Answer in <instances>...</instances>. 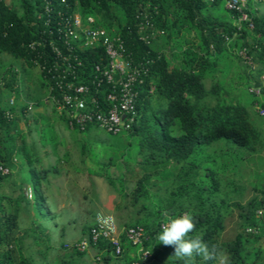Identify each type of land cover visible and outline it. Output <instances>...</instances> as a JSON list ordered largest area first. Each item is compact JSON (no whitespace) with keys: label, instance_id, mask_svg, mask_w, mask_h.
<instances>
[{"label":"trees","instance_id":"obj_1","mask_svg":"<svg viewBox=\"0 0 264 264\" xmlns=\"http://www.w3.org/2000/svg\"><path fill=\"white\" fill-rule=\"evenodd\" d=\"M48 1V12L44 10L45 0L0 4V52L21 62L20 67L13 63L1 67L4 87L0 93L5 88L19 94L20 72L30 66L38 67L41 86L46 89L40 100L16 104L11 97L0 103V190L5 183L13 185L10 193L0 191V264H40L25 252L22 233H31L39 247L49 243L50 238L40 220L46 214L40 205L27 228H21L20 215L29 214L31 202L36 201L47 206L53 218L43 186L50 172L58 171L57 165H38L26 134L18 126L19 115L27 109L51 102L48 95L52 82L47 68L54 56L48 40L55 37L47 32L50 26L45 20L64 4L62 0ZM65 1L69 3V8H63L67 12L78 9L83 16H94L96 25L118 33L124 51L134 63L147 69L138 85L134 122L129 129L111 133L115 137L107 146L114 154L108 153L107 161H101L104 170L101 166L94 172L111 184L115 179L119 181L124 198L118 206L126 204L124 183L134 177L130 202L139 205L136 211L141 215L120 224L145 227L147 237L142 244L150 256L143 260L138 254L141 244H132L122 235L120 255H114L111 247L99 240L102 261L114 255L123 264L137 258L141 264H183L173 256L172 247L159 243L157 235L165 213L190 212L196 225L190 235L202 232L209 246L216 245L220 252L227 253L230 264H264V245H260L264 198L257 195L264 189L254 185L255 192L246 202L230 200L226 194L240 192L236 180L241 169L239 165L237 173V163L243 158L247 162H254L258 156L264 158V131L260 130L263 120L257 111L264 107V14L256 10L255 0H244L240 9L228 8L226 0ZM142 9L153 21L154 33L147 40L141 39L138 32L141 18L137 14ZM243 12L247 17L241 19ZM31 41L34 47L29 46ZM81 55L85 73L94 63L105 61L100 46L88 48ZM206 80L211 82L209 86ZM26 92L20 89L27 99ZM51 106L63 118V113ZM33 116L35 122L48 117L42 112ZM91 127L97 126L90 124L82 130ZM89 149L84 144L80 147L81 153ZM17 157L29 165L31 184L26 188L12 175ZM112 164L120 168L117 176L110 174ZM232 210H237L236 233L229 240H219L224 219ZM90 227L91 222L83 225L85 235L89 236ZM60 245L63 249L73 247L75 253L83 252L64 241ZM194 264L216 262L195 257Z\"/></svg>","mask_w":264,"mask_h":264},{"label":"rangeland","instance_id":"obj_2","mask_svg":"<svg viewBox=\"0 0 264 264\" xmlns=\"http://www.w3.org/2000/svg\"><path fill=\"white\" fill-rule=\"evenodd\" d=\"M254 6L257 11L264 14V0H255ZM9 63H13L18 67L21 66L19 60L13 59L6 52H0V88L4 87L3 79H1V67ZM6 76L8 77V75ZM19 78V94L15 92L11 94L7 89H2L0 93L1 104H4L11 97L15 99L16 104L22 101H36L45 97L46 89L41 86L42 77L37 66H30L26 70L22 69ZM206 81V86H209L211 82ZM20 89L21 91L26 89L27 99L22 96ZM36 112L47 114L48 117L43 118V121L37 119L35 122L33 115ZM18 118V126L26 134V140L31 151L35 154L38 165L56 164L58 170L55 173L50 172L48 183L44 180L46 203L51 211L49 214H53V218L48 215L47 206H43V204L36 201L35 204L31 202L32 207L29 214L22 212L20 215L21 228H27L30 225V219L35 218V209L40 205L46 213L43 216L41 215L40 220L49 230V243L46 241L44 245L41 244V247H39L31 233H22L25 252L40 264H81L78 254L72 252L73 247L69 246L63 249L60 242L72 243L79 240V237L83 234V225L92 220L96 210L112 213L118 223L134 216H140L141 212L136 211L139 205L130 202L131 195L129 191L135 184L134 177L130 176L124 183L127 185L124 188L127 192L124 200L126 204L118 206L121 198H124V192L120 189L122 186L119 181L114 177V184H111L103 176L94 172L101 168L102 160L107 161L108 153L111 156L114 154L107 143L114 139L115 134L99 127H91L85 131L70 128L66 124L64 116L60 118L49 103L41 104L38 107L33 106L27 109L24 115H19ZM50 123H54L52 128ZM261 127L260 130L264 131L262 124ZM93 137H96V139H93ZM82 144L90 149L81 153L80 147ZM16 160L17 167L12 171V175L17 179L20 186L26 188L31 184L29 165L21 157H17ZM239 165L241 170L236 182L240 185V188H237L240 192L232 194L228 191L226 194H228L227 198L230 200L246 202L254 193L252 186L257 185L259 188L264 189V158L255 157L254 162H247V159L243 158L242 163L236 164L237 173ZM89 168H93V170ZM102 170H104V166H102ZM109 170L110 174H113L111 176H117L120 172V168L116 164L109 165ZM230 171H233V169L230 168ZM12 188L11 183H5L0 191L10 193ZM27 193L29 195L30 189H27ZM257 193L259 198H264V192L260 193L258 191ZM41 212L43 214V210ZM237 219V210H232L225 217L224 229L218 235L219 240H229L234 236L237 230ZM41 236L44 238L43 234ZM46 244H50V247H45ZM260 245H264V236L260 240ZM95 264H101V262Z\"/></svg>","mask_w":264,"mask_h":264},{"label":"built area","instance_id":"obj_3","mask_svg":"<svg viewBox=\"0 0 264 264\" xmlns=\"http://www.w3.org/2000/svg\"><path fill=\"white\" fill-rule=\"evenodd\" d=\"M243 1L226 0L225 5L240 9ZM3 2L10 3L11 0H0V4ZM62 3L63 7L57 8L54 16L45 20L50 26L47 32L55 37L48 40L54 56L53 64L47 68L52 82L49 103L63 113L70 128L82 130L91 124L110 133L129 129L136 117L138 85L143 82L146 67L133 62L130 54L124 51L118 33L96 25L94 16H83L78 9L67 12L63 8H69V3L65 0ZM48 4L49 1L45 0L46 12L51 10ZM143 10L137 14L141 18L138 32L141 39L147 40L154 33L153 21ZM246 17V13H241V19ZM34 44L31 41L29 46L34 47ZM98 46L103 47L105 61L94 63L85 73L81 53ZM259 113L264 116V107L259 108ZM121 234L132 244H141L146 238L143 226L119 227L111 213L96 212L89 236L76 245L78 249H85L89 244L97 245L102 239L109 243L115 255H120ZM139 251L143 260L150 255L142 247L138 248ZM129 264H141V261L137 258Z\"/></svg>","mask_w":264,"mask_h":264},{"label":"clouds","instance_id":"obj_4","mask_svg":"<svg viewBox=\"0 0 264 264\" xmlns=\"http://www.w3.org/2000/svg\"><path fill=\"white\" fill-rule=\"evenodd\" d=\"M257 111L259 113V110H257ZM259 115L262 117V120H263L262 126L264 128V116L261 115L260 113H259ZM252 188H254V186H252ZM253 192H255V190ZM96 212L110 213L107 211H100V210H96ZM96 212L93 214V220H92L91 226L94 223V216H95ZM259 212H262V210L260 209ZM115 220H116V218H115ZM116 222H117L119 227L126 226V225H121L120 223H118L117 220H116ZM141 226H143V225H141ZM144 229H145V227H144ZM195 230H196L195 221H194L193 215L190 212H184V213L179 214V215H169V214L165 213L164 222L161 224V230L157 235V240L159 241V243H161L165 247H172L174 249L173 256L178 260H182L183 264H194L195 257H200L205 262L212 260V261H215L216 264H230L227 253L220 252L216 245L209 246L203 240V233L202 232L197 233L195 235H190V233L195 232ZM249 230L251 231L252 228H249ZM252 231H255V229H253ZM145 233H146V230H145ZM122 235L123 234H121V236ZM87 237H88V234L85 235L84 237L80 238L79 240L72 242V243H69V244L75 245L77 248L76 244L79 241H81ZM146 237H147V235H146ZM100 240H102V239H100ZM103 241H105L108 244V246H110L106 240H103ZM139 246L142 247V249H146L143 247L142 243ZM89 247H96L100 251L99 241H98L97 245L89 244L85 249H79V250L85 251ZM149 253H150V251H149ZM95 258L97 260L102 261L100 253L96 254Z\"/></svg>","mask_w":264,"mask_h":264},{"label":"crops","instance_id":"obj_5","mask_svg":"<svg viewBox=\"0 0 264 264\" xmlns=\"http://www.w3.org/2000/svg\"><path fill=\"white\" fill-rule=\"evenodd\" d=\"M43 187L45 189V185ZM92 220H93V217H92ZM92 220L90 221L91 223H92ZM84 236H85V234L83 233L82 236L79 237V239L84 237ZM72 252L75 253V251H72ZM99 253L100 252H99V250L96 247H89L85 251L80 252V253L76 252L75 254H78V256L80 257L81 264L82 263L95 264L97 262H101V264H110V263L111 264H123L124 263L120 257L114 256V255H112L107 262H103V261L97 260L95 258V255L99 254ZM112 259H113V261H112Z\"/></svg>","mask_w":264,"mask_h":264}]
</instances>
